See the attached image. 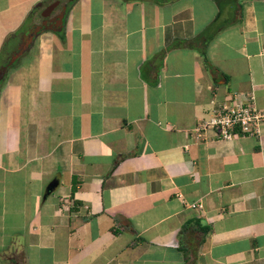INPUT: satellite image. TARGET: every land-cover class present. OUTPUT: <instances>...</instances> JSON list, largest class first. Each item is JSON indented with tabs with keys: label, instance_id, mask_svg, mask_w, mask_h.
Listing matches in <instances>:
<instances>
[{
	"label": "crops",
	"instance_id": "obj_1",
	"mask_svg": "<svg viewBox=\"0 0 264 264\" xmlns=\"http://www.w3.org/2000/svg\"><path fill=\"white\" fill-rule=\"evenodd\" d=\"M46 1L0 0V50ZM60 2L0 81V264H264V123L194 133L264 111V0Z\"/></svg>",
	"mask_w": 264,
	"mask_h": 264
},
{
	"label": "built area",
	"instance_id": "obj_2",
	"mask_svg": "<svg viewBox=\"0 0 264 264\" xmlns=\"http://www.w3.org/2000/svg\"><path fill=\"white\" fill-rule=\"evenodd\" d=\"M264 123V111L254 103V96L248 95L243 101L232 100L221 103L211 115L194 128L196 135L211 129L217 139L228 140L236 136L258 137ZM201 207L200 203L191 204Z\"/></svg>",
	"mask_w": 264,
	"mask_h": 264
},
{
	"label": "trees",
	"instance_id": "obj_3",
	"mask_svg": "<svg viewBox=\"0 0 264 264\" xmlns=\"http://www.w3.org/2000/svg\"><path fill=\"white\" fill-rule=\"evenodd\" d=\"M159 3H163L166 1H172V0H155ZM36 7H34V9L28 14V16L26 17L24 23L22 24V26L17 30L14 31L13 33L9 34L6 38V40L4 41L2 48L0 50V57H3V62L2 65L6 66L7 68H9L11 65H8V53H6V47L9 41H13V40H17V43L19 41V37L21 35V33L27 29L29 27V25H31L32 23V16L33 13L35 12ZM200 53L202 54L203 58H204V64L206 66V68H208L209 71L214 69V66L210 64V62L207 60L206 55H205V49L204 47L202 49H200ZM10 54V53H9ZM2 80V78L0 79V81ZM72 191L75 189V181L72 184ZM204 230V229H203ZM183 253H184V257L186 259V263L187 264H195V255L194 257H191V254H189L188 250H184L183 249Z\"/></svg>",
	"mask_w": 264,
	"mask_h": 264
},
{
	"label": "water",
	"instance_id": "obj_4",
	"mask_svg": "<svg viewBox=\"0 0 264 264\" xmlns=\"http://www.w3.org/2000/svg\"><path fill=\"white\" fill-rule=\"evenodd\" d=\"M58 3H59V0L55 1L52 5H50L47 8V12L43 13V15H48L55 8V6L58 5ZM64 13H65V5L63 6V11L58 15V18L55 21V23L58 22V27H60L62 25ZM39 29H40V26H35V27H32L26 31V33L20 39L17 51H15L13 53V55L11 56V58L8 62V65L13 63V61L17 57H19L27 49L29 43L32 41L34 35H36V33L39 31ZM5 70H6V66H2L0 69V79L2 78ZM53 186H54V183H51L50 187H53Z\"/></svg>",
	"mask_w": 264,
	"mask_h": 264
},
{
	"label": "flooded vegetation",
	"instance_id": "obj_5",
	"mask_svg": "<svg viewBox=\"0 0 264 264\" xmlns=\"http://www.w3.org/2000/svg\"><path fill=\"white\" fill-rule=\"evenodd\" d=\"M55 1L57 0H47L42 4V7L40 8V11L35 14L34 19L32 20L31 25L27 29H25L20 37L19 40L22 38V36L26 33V31L32 27L35 26H40L39 31L36 33V35L43 30L45 27H48L50 25L55 26V21L58 18V15L63 11V4H61L60 0L58 5L55 6V8L48 14V15H43V13L47 12V8L52 5ZM66 9V5H65ZM35 36V35H34Z\"/></svg>",
	"mask_w": 264,
	"mask_h": 264
},
{
	"label": "rangeland",
	"instance_id": "obj_6",
	"mask_svg": "<svg viewBox=\"0 0 264 264\" xmlns=\"http://www.w3.org/2000/svg\"><path fill=\"white\" fill-rule=\"evenodd\" d=\"M16 50V49H15ZM11 54H8V60L10 59Z\"/></svg>",
	"mask_w": 264,
	"mask_h": 264
}]
</instances>
